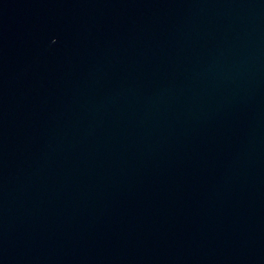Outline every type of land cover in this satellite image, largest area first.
<instances>
[{
    "label": "water",
    "instance_id": "obj_1",
    "mask_svg": "<svg viewBox=\"0 0 264 264\" xmlns=\"http://www.w3.org/2000/svg\"><path fill=\"white\" fill-rule=\"evenodd\" d=\"M124 264H264V159Z\"/></svg>",
    "mask_w": 264,
    "mask_h": 264
}]
</instances>
